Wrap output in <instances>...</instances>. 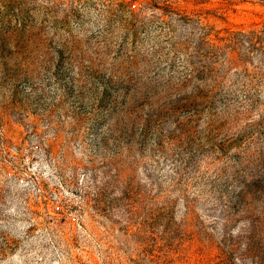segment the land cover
<instances>
[{
  "label": "rangeland",
  "instance_id": "obj_1",
  "mask_svg": "<svg viewBox=\"0 0 264 264\" xmlns=\"http://www.w3.org/2000/svg\"><path fill=\"white\" fill-rule=\"evenodd\" d=\"M262 34L264 0H0V264H264Z\"/></svg>",
  "mask_w": 264,
  "mask_h": 264
},
{
  "label": "trees",
  "instance_id": "obj_2",
  "mask_svg": "<svg viewBox=\"0 0 264 264\" xmlns=\"http://www.w3.org/2000/svg\"><path fill=\"white\" fill-rule=\"evenodd\" d=\"M186 21L188 23H190V21L188 20V18H185ZM211 35V33L209 34H204L202 37H201V42L200 44H198V48H201L202 45H205L208 47L207 50L204 51L205 53V57H209L208 55H218L219 53L223 52L224 53H227L228 51H234L236 50V48H238L239 46V43L236 42L234 43L232 38H219V42H226L223 46H219V45H216L214 43H212V41H206V39ZM263 35L262 34L259 38V41H262L263 39ZM229 42V43H227ZM263 42V41H262ZM259 51L262 52V54L264 55V46H261L258 48Z\"/></svg>",
  "mask_w": 264,
  "mask_h": 264
}]
</instances>
